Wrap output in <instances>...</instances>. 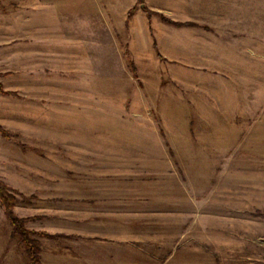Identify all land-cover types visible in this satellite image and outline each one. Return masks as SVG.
<instances>
[{
    "label": "rangeland",
    "instance_id": "374dc122",
    "mask_svg": "<svg viewBox=\"0 0 264 264\" xmlns=\"http://www.w3.org/2000/svg\"><path fill=\"white\" fill-rule=\"evenodd\" d=\"M0 125L40 264H264V0H0Z\"/></svg>",
    "mask_w": 264,
    "mask_h": 264
},
{
    "label": "trees",
    "instance_id": "16d2710c",
    "mask_svg": "<svg viewBox=\"0 0 264 264\" xmlns=\"http://www.w3.org/2000/svg\"><path fill=\"white\" fill-rule=\"evenodd\" d=\"M0 132L5 136L8 135L7 131L2 128L1 125ZM15 202L16 195L14 194V190L4 182L0 181V203L4 208L5 214L13 224L16 232L21 236V240L25 244L31 264H40L36 241L30 236L33 232L25 227V222L29 218H20L15 214Z\"/></svg>",
    "mask_w": 264,
    "mask_h": 264
}]
</instances>
